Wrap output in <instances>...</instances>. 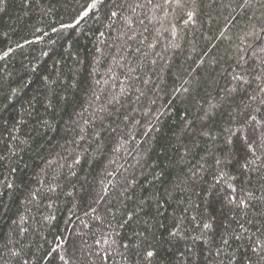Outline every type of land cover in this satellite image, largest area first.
Segmentation results:
<instances>
[{"label":"trees","instance_id":"obj_1","mask_svg":"<svg viewBox=\"0 0 264 264\" xmlns=\"http://www.w3.org/2000/svg\"><path fill=\"white\" fill-rule=\"evenodd\" d=\"M0 264H264V0H0Z\"/></svg>","mask_w":264,"mask_h":264},{"label":"snow or ice","instance_id":"obj_2","mask_svg":"<svg viewBox=\"0 0 264 264\" xmlns=\"http://www.w3.org/2000/svg\"><path fill=\"white\" fill-rule=\"evenodd\" d=\"M205 227H207V225H205ZM149 255H151V253H149Z\"/></svg>","mask_w":264,"mask_h":264}]
</instances>
